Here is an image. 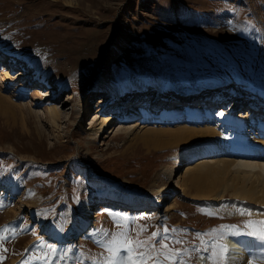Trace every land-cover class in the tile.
I'll use <instances>...</instances> for the list:
<instances>
[{
	"label": "rangeland",
	"instance_id": "obj_1",
	"mask_svg": "<svg viewBox=\"0 0 264 264\" xmlns=\"http://www.w3.org/2000/svg\"><path fill=\"white\" fill-rule=\"evenodd\" d=\"M232 78L243 83H229ZM220 80L211 94L237 90L264 100V0H0V94L24 107L14 120L0 114V264H107L110 250L103 245L114 236L133 242L134 258L146 251L135 246L137 240L156 249L145 264L153 259L194 264L196 256L210 254L202 239L210 244L227 227L247 232L246 221H264V201L254 186L264 183L250 180L258 168L264 172V146L253 147L238 126L223 120L228 114L238 120L251 116L253 126L243 133L264 136L254 124L257 113L241 105L231 112L227 103L217 108L187 103L176 108L178 119L159 122L141 115H161L151 107L120 112L119 103L117 112L100 109L104 103L116 108L120 99L145 88ZM50 106L60 110L59 118H50ZM191 110L198 111L196 118L189 119ZM184 124L213 126L225 140L169 143L162 133L145 129ZM221 139L227 151L253 147L260 156L204 151ZM200 155L206 157L195 160ZM177 158L181 164L169 177ZM200 159L222 169L208 178L211 187H177L186 166ZM242 174L248 181L241 184L236 176ZM112 196L151 206L108 204L97 214L91 211L99 197ZM164 236L167 249L179 250L173 259L159 251ZM49 244L66 257L49 252ZM244 255L264 264V248Z\"/></svg>",
	"mask_w": 264,
	"mask_h": 264
},
{
	"label": "bare ground",
	"instance_id": "obj_2",
	"mask_svg": "<svg viewBox=\"0 0 264 264\" xmlns=\"http://www.w3.org/2000/svg\"><path fill=\"white\" fill-rule=\"evenodd\" d=\"M68 1L70 2L71 0H68ZM102 98L105 99V97H102ZM21 108L24 109V107L22 105H20L19 103H17V102L14 103V101L10 100L7 97V95L0 94V114L4 113L5 116L8 117V119L14 120L16 114L21 111V110H19ZM47 112L49 114H51V117H50L51 119H57V118L60 117V110L57 109L54 106L48 107ZM166 112H168V111H166ZM166 112H162L161 113V118L158 117V116H160V114L158 115V114H156L154 112H151V111H149L148 114H144L143 113L141 115L143 116L144 120L147 119V117L152 115L153 117L159 118V119L156 120V121H159V122L161 120L165 119V117H166V119L174 120L175 118L181 116V114H179L180 111H178L177 109H175V111H171L170 113H166ZM197 112L198 111H192L191 110L188 113L189 119L192 118V117L196 118V115H194V113H197ZM126 114L129 115L130 112L129 113L127 112ZM168 114L170 116H168ZM203 114H206V113L204 112ZM203 114H201V115H203ZM110 117L107 116L106 119H104L103 123H105V121H108L110 119ZM152 119H154V118H152ZM250 119H251V116L247 117L245 115L244 118H242L241 120H238L236 118V116H234V115L232 116L231 114H228V117H226L223 120L225 122L229 123V124H232L233 126L234 125L238 126V130H240L239 134L242 132L240 134V136L243 137V138L247 137L246 141L250 142L253 145V147L256 146V145L264 146V136H263V134H261V132H260V135H257L256 133H254V135L253 134H249V133L248 134L243 133V131L246 129V127L251 126V125L253 126V124L250 121ZM52 122H55V121H52ZM256 123H254V124L258 125L259 129H261V131L263 132V130H264V119H262V120L261 119H257ZM243 128H244V130H243ZM98 129H96L95 131H97ZM145 129H147V130H155L156 131L155 135H158L159 133L160 134L162 133L163 135H165L167 137V139H168L167 142H169V143H172V142H174L176 140H180V141L186 140L187 141V140H191V139H193L195 137L199 141L205 139L206 137H213V139H216L217 136L219 137V134L221 135V132H219V134H218V131L216 130L217 128H215L213 126H208V125L205 126V127H198V126H195V125L188 126V125L184 124V126L183 125H176V127H170V126H166L165 127V126H163L161 128H155V127L147 126V128H145ZM126 131H127V129H126ZM150 136L151 135L148 134L147 137H144L143 140L145 141L146 144H149ZM222 137H219V138H222ZM222 139L225 140V138H222ZM224 140L220 141L219 145H214V140H212V142L210 144H208V146L203 148V149H204V151H206V149H210V151L218 152L217 149L221 148L219 151L222 150L223 152H226L227 154H228V152H230V155H233V156L235 154H237V153H240V154L243 153L244 155L243 154L242 155L244 157H248V158L251 157V156L252 157L260 156L259 152L255 151L253 149V147L249 148V149H247V148L243 149L242 151H238L237 150V152H234V151H236L234 149H237V148H234L233 150H232V148H229V150L227 151L228 148H227L225 142H223ZM154 144H155V142H154ZM157 145H159V144H157ZM214 146H215V148H214ZM202 157L204 158L206 156L205 155H200L199 157H196L195 160H197L199 158H202ZM226 162L227 161H225V160L221 161V166L224 169L227 166ZM170 164H172V167H171V169L167 170V174L169 175V177H171L173 175L172 173H175L172 176L174 178L175 175H176V169H177L178 165L181 164L180 158H177L176 161H173ZM186 164H188V163H186ZM186 169H188L187 175L182 177L181 180H179V183L176 185L177 187L178 186L182 187L183 190H188V189H190L192 187H196V186L198 187L199 185L201 186V188H199V189H202V186H206L205 188L209 189L211 186H208L209 185L208 181H207L208 178H210V179H213L214 177L216 178L214 173L217 174V172H221L222 171V169L220 170L219 167H216V166L212 167V164L210 165V163H208V162H206V163L201 162V159H200V161L198 160L197 163L189 164L188 166H186ZM173 170H174V172H173ZM243 172L250 173V171H243ZM254 172H255V178L254 179L253 178L250 179L251 182L261 181L262 184H263L264 183V177H263V173L264 172H263V170L261 168H258ZM236 177H237V180H240L241 184L246 182V181H248L247 178L245 176H243V174L242 175H237ZM254 186L256 187V191L257 190L261 191V193H259V195H257V197L260 198L261 201H264V185L258 186L256 184ZM165 189L169 190V187H165ZM248 193L252 194L251 191L248 192ZM197 194H199V192H197ZM194 195H196V192H194ZM203 195H204V193H203ZM157 196H158V199H157L158 201L159 200L163 201L164 198H165V197H161L159 195H157ZM226 231H227V233L225 235L226 242L225 241L224 242H225V245L228 247L229 252L225 254V256L227 258V263H225V264H248L250 259H249L248 255H244V252L246 250L264 248V247H261V242L260 241L256 240L254 237H251V236L247 235V232H245V231L244 232L243 231L240 232L239 230L236 231L235 228H232V227H227ZM201 254H202V256L200 257V260L202 261V264H212L211 262L208 263L209 260L206 259V254L205 253H201ZM111 255H112V253H111ZM117 255L118 256H123L125 258L129 257V253H128L126 248L120 249V251L117 253ZM132 257L134 258V256H132Z\"/></svg>",
	"mask_w": 264,
	"mask_h": 264
},
{
	"label": "snow or ice",
	"instance_id": "obj_3",
	"mask_svg": "<svg viewBox=\"0 0 264 264\" xmlns=\"http://www.w3.org/2000/svg\"><path fill=\"white\" fill-rule=\"evenodd\" d=\"M218 115H223V113H217ZM248 210L241 209L240 212L241 214H244ZM209 215H212V213H209ZM246 226L249 229L247 231V235L254 237L256 240L261 242V247H264V221H254V220H249L246 221ZM62 228V225L60 226ZM223 227V226H221ZM165 233H167L168 229H164ZM212 232H215V229L211 230ZM158 235L157 232H152L151 236L152 238H155ZM197 236H202V235H207V233H196ZM0 239H4L2 235H0ZM168 239L167 236H164L160 240V244L163 246L159 251L161 254L164 255L165 259H173L175 256V251L179 250H169L167 249V246L164 245V240ZM222 240L223 239V234H220L218 237H214L212 241L207 242L204 241L203 239L201 240V245L203 246V250L205 252L210 250V254L206 257L207 260L212 261V264H225L226 256L225 254L229 252L228 247L223 244V243H218L217 240ZM179 242V241H177ZM43 243V241L41 242ZM105 247H108L109 250L112 252V257L109 258L107 261V264H145V257H151V253L156 251V249L152 248L151 245H143V243L139 240L135 241V246L136 247H146V251L143 254H140L136 258L132 257L133 253V242L128 240L126 236H124L123 239L117 241L115 236L113 238V241H110L107 245H103ZM2 247V245H0ZM48 251L55 253L58 257H66V252L63 249H57L55 245L49 244L47 245ZM121 248H126L129 257L125 258L123 256H118L117 253ZM184 251H187L185 249ZM196 251H199V249H196ZM50 259V258H49ZM56 264H59V261L57 260ZM152 264H163V262L159 259H153ZM248 264H252V260L250 259Z\"/></svg>",
	"mask_w": 264,
	"mask_h": 264
}]
</instances>
